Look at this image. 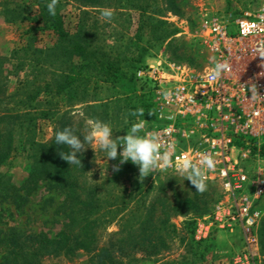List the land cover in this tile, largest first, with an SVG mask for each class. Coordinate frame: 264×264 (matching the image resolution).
<instances>
[{
  "label": "trees",
  "instance_id": "obj_1",
  "mask_svg": "<svg viewBox=\"0 0 264 264\" xmlns=\"http://www.w3.org/2000/svg\"><path fill=\"white\" fill-rule=\"evenodd\" d=\"M75 1L84 8L73 27L65 22L62 0H58L54 17L48 14V0L8 2L4 7L6 20L15 22L25 20L27 6L36 4L32 19L39 27L30 31L51 30L56 40L49 47L30 46L37 54L35 71L31 78L21 81L15 107L3 104L9 70L0 53V167L14 153H25L30 159L23 183L17 186L0 170V187L8 182L18 190L30 192L44 182L64 195L60 209L66 220L54 236L42 231L0 228V264H37L42 258L70 256L79 250L89 255L90 264H197L213 252L212 233L206 239H195L194 219L186 221L184 234L179 233L170 214H179L192 204L197 206L198 199L176 196L174 201L155 198L147 203L144 198L150 187L144 189L142 182L117 186V180L111 179L115 183L111 190L104 187L105 181L92 184L88 178L87 149L78 154L82 164L70 167L59 155L63 146L54 144L56 131L66 126L82 136L90 127L89 121L107 123L120 116L135 119L129 113L137 108L144 110L141 117L156 118L154 94L137 77V71L145 65L154 45L164 43L178 29L164 18L159 0ZM172 2L168 0L169 4ZM104 8L121 14L128 8L126 14L135 17L125 43H119L116 35H111L109 42L95 38L97 20L92 24L89 18ZM44 68L49 72L41 77ZM126 100L127 113L119 108ZM41 119L55 123L49 140L37 139ZM237 143L240 147L251 145L242 137L237 138ZM253 147V152L257 150L264 157V147ZM64 151L68 149L65 147ZM165 189V185L160 186V193ZM143 209L145 213H141ZM114 221L119 229L110 232L108 224ZM175 234L184 244V254L179 259H165L162 250Z\"/></svg>",
  "mask_w": 264,
  "mask_h": 264
},
{
  "label": "rangeland",
  "instance_id": "obj_2",
  "mask_svg": "<svg viewBox=\"0 0 264 264\" xmlns=\"http://www.w3.org/2000/svg\"><path fill=\"white\" fill-rule=\"evenodd\" d=\"M8 2L12 4L16 2L29 4L30 2L29 0H25V2L24 0H0V53L6 58L9 70L5 86L7 98L3 104L15 107L19 99L21 81L25 78H31L35 71L33 67L37 62L35 60L37 54L33 48L49 47L53 45L56 37L51 30L30 31L31 28L39 27L32 19V12L36 9V4L27 6L24 11L25 20L7 21L3 11ZM263 3L264 0H174L172 4H169L168 0H159L164 18L177 27L178 33L164 43L155 44L145 58V65L146 62L153 64L155 63L154 58L161 57L188 68L196 75L203 74L214 65V57L202 35L204 21L215 15L228 13L239 15L248 10L254 11L259 9ZM62 8L66 24L73 27L84 7L75 0H62ZM123 11H125L124 14H121V12L113 10L111 19L107 21L100 17V13L92 14L89 23L93 24L97 20V27L93 29L97 34L94 35L95 38L109 42L111 35H116L120 39L119 43H125L129 36L128 33L133 27L131 22L135 17H129L126 14L130 11L128 8L123 9ZM48 72V68H44L40 74L41 77ZM128 105L126 100L122 106L119 105V108L127 113ZM120 114L122 115V111ZM138 120L143 121L144 129H150L163 123L157 118L148 119L141 116L135 119H127V116L112 117L107 123L113 130V138L119 142L117 137L126 135L128 127ZM54 128L55 123L52 120H39L37 139L49 140L53 135ZM93 147L94 149L87 148V157L90 163L88 178L92 184L99 185L105 181L104 187L111 190L115 184L111 183V179L117 180V186L123 182L129 185L132 181L142 182L144 189L150 187L149 193L144 198L147 203L155 198L159 201L166 198L174 201L176 196L198 199L197 206L192 204L179 214H170L171 222L176 225L179 233L184 234L183 227L186 221L194 219L196 222L195 237L198 223L202 222L205 216L212 215L220 204L226 205L228 203L229 195L219 182L206 181V190L200 193L196 192L190 181L184 180V177L178 172L171 170H157L141 180L138 166L128 161L120 165L119 171H114L113 166L119 163V157L115 160H105L104 153L99 150L98 146L94 145ZM261 147H264V141L256 148L261 149ZM243 148L250 152L242 161L243 165L253 175L257 167H264V164L253 156L257 150L253 152L254 147L252 145ZM119 151L120 146H118V153ZM29 168L30 159L25 153L18 152L14 153L7 164L0 167V170L9 175L18 186L26 180ZM162 185H165L166 189L160 193L159 187ZM25 190H18L8 182L5 183V186L0 187V228L5 230L16 228L29 232L42 231L50 236L56 235L63 229L66 220L64 212L60 209L64 195L55 189H50L44 182H40L30 192ZM257 207L261 211V218L255 229L257 243L248 245L244 241L240 227H234L233 231L214 230L212 232L214 238L211 239L212 243H215L213 252L197 264H264V196L259 199ZM142 212L145 213L146 209H143ZM118 229L119 226L115 221L108 224V231ZM107 238L108 235L104 240ZM165 245L166 248L162 250L161 254L165 259H179L183 256L184 244L180 242L178 234L167 240ZM37 264H90V259L85 251L79 250L70 256L59 254L42 258Z\"/></svg>",
  "mask_w": 264,
  "mask_h": 264
},
{
  "label": "built area",
  "instance_id": "obj_3",
  "mask_svg": "<svg viewBox=\"0 0 264 264\" xmlns=\"http://www.w3.org/2000/svg\"><path fill=\"white\" fill-rule=\"evenodd\" d=\"M204 41L217 62L228 69L213 77V67L203 74L164 58L146 64L137 77L154 94L156 118L163 123L142 129V135L155 136L167 153L168 164L158 170L177 172V164L187 158L197 162L203 155L213 157L215 169L206 171L205 181L219 182L228 193V203L198 223L197 240L214 230L240 227L248 245L257 243L255 229L261 218L257 207L264 196V167L253 175L243 165L248 152L237 138L258 147L264 141V3L254 11L239 15H215L204 21ZM257 88L255 99L249 87ZM165 91L171 92L167 100ZM250 153V152H249ZM255 157L264 164L258 151Z\"/></svg>",
  "mask_w": 264,
  "mask_h": 264
},
{
  "label": "clouds",
  "instance_id": "obj_4",
  "mask_svg": "<svg viewBox=\"0 0 264 264\" xmlns=\"http://www.w3.org/2000/svg\"><path fill=\"white\" fill-rule=\"evenodd\" d=\"M58 0H48L46 8L50 16L56 15V5ZM113 13L109 8H104L100 12V17L110 20ZM264 57V52L259 55ZM228 69L226 63H215L212 71V76L219 77L223 71ZM251 92V98L255 99L257 88L251 85L248 89ZM171 92L165 91L163 98L167 100ZM132 117L144 116V110L137 108L129 113ZM127 123V120L125 121ZM90 125L86 134L78 136L71 127H64L62 130H57L54 137V144L63 146V150L59 155L63 160L68 162L71 166L81 165V159L78 154L83 153L85 149L97 145L99 150L104 153L105 160H115L119 157V163L114 165V171L120 170V165L130 161L132 164L139 168V178L142 180L145 176L153 174L155 171L168 164V155H160L161 145L158 138L149 136L147 134L141 135L144 127L143 121L138 120L132 123L128 129L127 134L117 139L113 138V130L106 122L95 120L89 121ZM118 146L120 151L118 153ZM68 151H64V148ZM215 161L210 155H203L197 162H193L187 158L178 163L176 168L179 175L184 177V180L190 181L196 189V192L203 193L206 190L205 175L206 171L210 172L215 169Z\"/></svg>",
  "mask_w": 264,
  "mask_h": 264
},
{
  "label": "crops",
  "instance_id": "obj_5",
  "mask_svg": "<svg viewBox=\"0 0 264 264\" xmlns=\"http://www.w3.org/2000/svg\"><path fill=\"white\" fill-rule=\"evenodd\" d=\"M148 59V58H147ZM157 59L158 58H154V62L156 63L157 62ZM147 64H151L150 62H146ZM155 63H153V64H155Z\"/></svg>",
  "mask_w": 264,
  "mask_h": 264
}]
</instances>
